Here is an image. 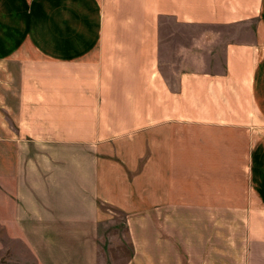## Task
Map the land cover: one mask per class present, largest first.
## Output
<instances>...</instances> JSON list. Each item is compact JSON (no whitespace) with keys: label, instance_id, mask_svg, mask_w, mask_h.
<instances>
[{"label":"crops","instance_id":"crops-1","mask_svg":"<svg viewBox=\"0 0 264 264\" xmlns=\"http://www.w3.org/2000/svg\"><path fill=\"white\" fill-rule=\"evenodd\" d=\"M4 62L0 224L36 264H99L111 208L125 264H264V0H0Z\"/></svg>","mask_w":264,"mask_h":264},{"label":"rangeland","instance_id":"rangeland-1","mask_svg":"<svg viewBox=\"0 0 264 264\" xmlns=\"http://www.w3.org/2000/svg\"><path fill=\"white\" fill-rule=\"evenodd\" d=\"M26 68L12 66L6 62L0 63V89L5 92L11 89L16 90L18 83L12 81L11 75H18L19 72H24ZM20 84L22 85V83ZM261 131L260 129L257 133ZM240 168L243 169L241 170L243 173L246 171L245 157L234 163V166L229 169V173L231 174L233 170V173L236 174ZM7 187H10L9 183H7ZM10 191L9 188H4V193H0V201L9 202L12 197ZM110 210L109 221H106L99 229V264H125L131 254V246L126 235L125 216L113 208ZM234 213L235 211L230 210L227 212L229 241L234 239L235 229L238 227L231 224V222L234 223L235 217H239ZM246 216L247 211H244L243 217L246 218ZM243 228L246 229V227ZM11 233V227L0 224V264H36L27 243L22 240V235L20 236L21 239L16 240L15 238L12 239Z\"/></svg>","mask_w":264,"mask_h":264}]
</instances>
